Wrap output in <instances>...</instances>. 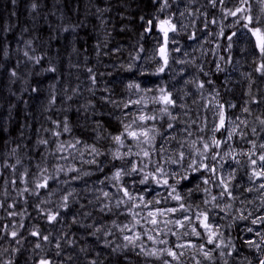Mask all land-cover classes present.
Here are the masks:
<instances>
[{"label":"trees","instance_id":"obj_1","mask_svg":"<svg viewBox=\"0 0 264 264\" xmlns=\"http://www.w3.org/2000/svg\"><path fill=\"white\" fill-rule=\"evenodd\" d=\"M33 2L34 0H15V3L13 0H0V203L4 204V207L0 208V237H3L0 240L12 239L10 233L13 230L22 234L28 228L27 222L32 220L31 217L40 221L36 226L42 235H47L44 231L47 223L53 226L51 234L54 232L58 234L62 225L61 223L58 225L59 221L64 220L68 228V237H64L62 243L66 244L68 253L72 254L75 259V262L70 261V264H88L91 259L97 258V253H100L99 259L103 261V264H161L154 258L137 256L136 252L139 248L111 253L112 247L118 245L122 247L127 243L123 240V234L119 229L112 225V221L115 220L121 226L133 223V221L126 210L117 209L112 204H110L112 212L107 210L100 212L101 207L97 205L100 201L97 194L99 189L94 188V183L95 180L100 181L104 177H108L110 181L117 168L121 166H127L126 169L130 168L128 159L133 162L138 160L137 157H131L113 161L110 155V152L116 149V145L111 141L109 134H117L121 130V120L130 122L131 115H128L129 117L125 115L131 114L136 106L130 105L125 109L123 105L139 99L142 93L129 90L127 84L130 82L138 84L143 82L140 87L145 86L151 89V94H157L162 87L171 92L172 96L178 100V106L170 110L177 111L173 115L177 117L179 115L181 118L171 122L181 127L191 125L189 128L193 133V139L203 136L207 140L213 135L211 131L214 125L211 121L213 107L211 104H206V95L210 97L211 94L214 96L219 94L217 99L222 101L225 115H234L240 111L238 101L233 98L240 90L235 82L236 78L227 79L224 72L215 71L214 63L217 59L214 53L209 56L208 62L202 59L206 50V42L212 49L215 44L220 45L222 57L220 59L222 63L224 62L223 69L228 67L227 52L231 50L232 54L247 67L245 69L248 72L257 75L258 83L253 86L251 96L253 103H251L255 104V99H259L264 106V76L255 71L259 65L258 52L254 58L248 56L253 52L254 43L243 39L246 42H243L245 53L241 55L235 48L229 47V44H236L237 41L225 39V36L237 28L236 19L225 18V13L228 9L238 6V0H225L224 4L217 3L216 8H212L208 0H205L206 5L201 9H194V5L199 0L187 1L191 9L188 14L193 20L195 31L184 35L189 36L195 33L198 42L202 45V54L198 62L203 65L197 64L198 66L196 65L193 69L196 72L195 82L203 83L204 88L200 91L194 82L189 83L187 87L180 84L183 88L181 93L171 90L177 75L167 76V71L156 74L158 62L155 53L159 44L156 40L154 41L152 35L158 33V28H154L149 36L147 32H144L147 20L153 19L155 22V18L163 19L162 16L171 17L177 13L175 0H168L169 7L163 12L159 10L163 0H35L39 5L35 11L31 8ZM254 2L255 7L260 6L259 0ZM97 7H107L111 10L104 12L101 16L96 12ZM141 16L144 17V21L140 20ZM213 18L217 23H208L205 27L206 19L210 21ZM219 23L224 29V35H220ZM73 26L75 31H63L64 28L71 29ZM25 52L28 56L24 55ZM135 57L139 58L134 59ZM37 59L40 60L39 63H36ZM179 60L182 61V58L180 57ZM130 64L134 65L132 72L126 70ZM142 64H147V69H144ZM49 68H55L56 71H46ZM88 69H92V72L90 73ZM13 70L17 73L16 77L11 75ZM92 76H95V83L92 81ZM33 88H37L38 91L33 92ZM262 97L263 101L260 100ZM232 101H236L237 107L228 111ZM179 105H184V107L180 108ZM262 112H264V107L260 114ZM257 116L259 114L253 108L249 120ZM65 118L71 128L70 133H63L56 138L51 136L50 131H44V129H49L62 132V126L56 129L52 121L60 122L62 125ZM193 121L195 123H192ZM168 122L169 118L163 116L156 125L158 127L163 125L161 128L163 131L167 128ZM97 123L102 127L97 129ZM246 125L242 132L246 130L248 134L252 128H255L256 133H250V137H256L258 141L263 126L254 120L250 125L248 122ZM200 128H204V132H200ZM97 131L102 137L99 140L96 139ZM215 135L218 139L224 138L223 132ZM41 138L48 139L49 144L47 146L38 145L37 140ZM75 138L81 139L88 145L94 144L105 153V155L96 157L103 162V172L97 170V165L82 162L79 151L84 153L83 161L93 158L83 145H78L79 151L73 153L75 158L69 156L67 161L51 155L57 141H71ZM197 146L200 147L199 144ZM13 149H16L15 154H12ZM63 155L67 156L68 153L65 152ZM17 159L21 161L20 164H16ZM152 160L160 162L156 155H153ZM37 164L42 168L46 167L47 174L58 175V179L49 181L47 189H35L33 181L39 176ZM11 165L16 166L13 168ZM58 165H63L65 169L74 166L81 172L89 171L93 174L80 180H70V177L79 175V173L56 174L55 168ZM153 166L149 164L145 171H152ZM25 169L28 170L27 175H24ZM187 174L190 177L211 178V182L205 185L202 180L186 182L181 179L179 184H176L179 176L176 179L164 178L169 179V184H176L177 192L182 197L180 201L169 197L171 189L163 185V180L161 186L151 180L147 185L151 192L155 191L157 197L164 199L165 205L176 204L179 209V204L183 203L189 210L187 212L178 210L179 216L192 218L189 226L185 224L184 228L173 229L181 237L179 240L171 233L162 238L167 240L169 238L170 244L189 240L197 245L204 243L206 234L202 228L197 226L196 216L208 209L210 223L221 226L219 232L223 234L224 242H230L236 250L224 248L225 252L232 251V255L225 258H221L220 250H217L213 253L214 261L204 260L196 249L185 250L183 258L188 259L183 261V264H196L189 259L194 256H200L199 258H202L205 264H224V259L227 260V264H244L245 261L250 260L252 263H258L259 259L253 257L255 247L250 248L244 240L247 229L252 228L250 223L239 220L229 210L221 211V208H224L223 201L211 200L209 192L217 193L220 188L211 175L206 177V172L203 170L199 173H192L190 169ZM64 181L69 182L64 183ZM198 184L199 187H197ZM233 184L235 189L237 184L235 181ZM140 186L147 187L146 185ZM25 187L29 189V192L20 195ZM205 188L209 189V192H205ZM33 190L38 191L39 195L30 194ZM68 192H73V195L69 197V208L65 210L60 205L63 203L62 197ZM206 198L209 201L207 204L205 203ZM42 201L47 202L42 203ZM228 202L234 204V201ZM8 205H14V207L9 208ZM81 205L84 207L81 208ZM57 211L60 213L58 220L49 223L46 214ZM10 212H16L17 215L10 216ZM86 212H90L91 216L85 218L84 213ZM224 212L230 214L231 218L224 217ZM74 219L76 223H73ZM21 223L24 225L23 228L20 227ZM82 224H92L93 228L81 227ZM101 226L113 234L110 236L98 234L100 236L98 242L89 233ZM193 226H197V230L201 231V237L182 235L185 231L190 233ZM57 227L60 228L57 229ZM53 239L56 241L50 236L51 243H49L30 236L20 243L23 245L28 241L33 242L32 256L28 255L25 250L24 253L21 252L20 249L15 253L7 254L13 260L12 264H19L20 261L25 260V264H38L43 251L47 257H53L54 244H56ZM144 239L150 248L158 247L157 244L154 245L152 241L147 240L146 236ZM67 241H74V244H68ZM105 241L110 242V247L103 246ZM37 242L41 244L40 249L35 248ZM211 247L213 246H207V248ZM81 248H87L88 251L81 252ZM256 254L260 258L264 256L262 251Z\"/></svg>","mask_w":264,"mask_h":264},{"label":"snow or ice","instance_id":"obj_2","mask_svg":"<svg viewBox=\"0 0 264 264\" xmlns=\"http://www.w3.org/2000/svg\"><path fill=\"white\" fill-rule=\"evenodd\" d=\"M225 0H208V3L211 5L212 8H216L217 3L224 4ZM13 3H15V0H13ZM260 4H264V0H259ZM39 5L35 2L32 3L31 8L33 11H35ZM167 7H169L168 0H163L160 11L163 12ZM110 8H96V12L99 13L101 16L104 12L110 11ZM181 15H184L181 13ZM227 17H235V23L240 24L242 28L241 36L244 34L248 35V38L250 41H254V48L258 50V57L260 58L261 62L255 69L256 72L260 73L262 76H264V8L260 9L259 14H253L251 4L249 3V0H239V5L236 6L234 9H228L225 13V18ZM141 21H144V17H140ZM103 23V21H102ZM146 27L144 28V32H152L154 28H158L159 32L162 33V42L160 44V47L158 48V54L161 60L160 66L156 70V74L164 73L169 65V50H168V44H169V34L170 33H177L178 28L177 24L173 22V19L171 17L165 18V19H159L155 18V22L153 19H149L146 22ZM208 23L215 24L217 21L213 18L210 21L206 19L205 21V27H207ZM123 30V29H122ZM64 32L68 31H75V27L73 26L71 29L64 28ZM143 35V34H142ZM220 35H224V29L221 27ZM236 32H232L231 34L225 36V39L228 41H232L233 37L236 36ZM189 39H195V34H192L189 36ZM30 43V42H29ZM172 43H176V41L173 39ZM229 47L231 45L229 44ZM143 49H141L142 51ZM118 51V49H117ZM173 51H180L179 48L173 49ZM6 55V52H5ZM25 56H28V53H24ZM99 55V53H98ZM139 57H135L134 59H138ZM31 59V57H29ZM40 60L37 59L36 63H39ZM183 63V61H181ZM134 68V65L130 64L127 67V71L132 72ZM217 70L222 71V69L219 68V65H217ZM46 71L55 72V68H49ZM88 71L91 73L92 69H88ZM11 75L13 77H16L17 73L15 70L11 72ZM207 75V74H205ZM92 81L95 83V76H92ZM188 83H191V81H188ZM200 89L204 88V84L201 83L198 85ZM127 88L129 90H135L136 92H146L151 91V89H141L140 85L138 83L130 82L127 84ZM33 92H37V88L32 89ZM159 95L153 96L150 98L152 104H159L162 105V107L158 110L161 116H167L169 118V122L167 123V128L161 131V128L163 125L158 127L156 124H149V122L157 121L158 116L156 114H145L143 111V107L147 105L148 101L145 99V96H140L139 99L129 101L128 103H125L123 107L125 109L129 108L130 105H138L141 106L139 114L133 116V118L130 120V122H124L123 120L120 121L122 128L118 131L117 134H109L111 141L116 145V149L114 151L110 152L111 158L113 161L115 160H125L126 158L131 157H137L138 160L136 162H133L131 159H128V163L130 164L129 169L119 168L117 169L111 176V180L117 182V184H120L121 179L123 176H133L134 174L141 175V178L139 180L140 185H148L149 181H154L156 184H161V177H171L176 178L179 176V179H176V184H179L180 180H187L189 182L192 181H199L202 180L203 184L207 185L211 182V178H205L203 176H192L190 177L187 173L190 169L192 173H199L202 170L207 173H212L213 175L216 174L217 169L215 167L209 166L208 164L204 163L205 160L211 159L212 161H216L217 157L220 155L219 152H216L215 149H218L221 147L222 144L227 145L229 141L233 139L234 136L240 135L241 138H245L247 136V133L240 132L237 133V128L239 125L234 126L231 130L227 129L226 127V117H225V109L224 105L221 104L218 100L216 101V105L218 106V123L213 125V128L211 129L213 135L209 137L207 140L201 136L198 137V139H193L191 141L184 140L178 142V147L175 150L174 157L169 156L165 163L168 164H176L183 166V162L185 161L186 157L192 156L193 152L196 154L197 157H199V161L197 159H191L190 163H188L187 168L184 169L183 175L178 173L177 171H172L169 173L165 170V167L160 162L156 161L153 162L152 157L153 155L159 153L161 154V158L163 159V154L167 152V149L164 147V143H167L169 141H175L176 136L171 134L172 131L175 129V125L171 121H177L178 117L177 115H173L172 111L170 109L176 108L177 101L175 98H173L171 92H168L165 88L159 89ZM219 94L217 93V96ZM71 99V97H68ZM215 99V97H214ZM54 102V98H53ZM114 103V102H113ZM230 107H235V105H229ZM179 107H184V105H179ZM244 112H249V108L245 107L243 109ZM259 120V123L261 126H264V119H261L260 117H257ZM52 123L56 126V129H60L62 126V132L59 130H49L44 129V131H50L51 136L59 138L63 133H70L71 128L69 127L67 118L64 119L62 122V125L60 122L52 121ZM192 123H195L193 121ZM241 124H246L245 121H240ZM102 125L97 123V129L101 128ZM191 127V125H189ZM224 130L227 132V138L226 139H218L216 137V133L221 132V130ZM204 128H200V132H204ZM106 131V129H105ZM187 136L191 137L193 133L189 131L188 129H185ZM252 133H256V129L252 128ZM100 133L97 131L96 139H101ZM160 139L164 143L161 144L159 148L156 147V141L157 139ZM252 144V148L249 150L248 153H242L244 155H247L250 163L252 166V175L249 177L251 180L253 177H258L264 179V143H261L257 145L254 141H249ZM38 145H44L47 146L49 144L48 139H38L37 140ZM200 145L198 147L197 145ZM78 145H83L84 149L89 151V154L93 156L92 159L83 161V151H79L77 149ZM188 148V152L186 153L184 151L185 148ZM121 149H127L126 151L121 152ZM16 149L12 150V154H15ZM79 151V155L82 159V162L97 165V170L100 172H103V162L96 159V157H99L101 155H105V153L101 152L100 149H98L94 144L88 145L84 141H82L79 138H75L71 141H57L55 150L51 153L53 156H57L58 159L61 160H68L69 156H75L73 155L74 152ZM257 151H259V155L257 156ZM67 152L68 155H63V153ZM212 153L209 157V153ZM225 156L231 157V152H225ZM256 157V158H253ZM234 158V157H233ZM223 159V157H221ZM259 161V164H258ZM21 161L17 159L16 164H20ZM236 163H239V160L236 161ZM149 164H153V170L152 171H145V169L148 168ZM16 165H11V167L15 168ZM223 165H221L222 167ZM259 168V171H257V167ZM39 176L36 177V179L33 181L35 185V189H47L49 187V181L50 180H56L58 179V175H50L48 173V169L46 167H41L39 164L36 165ZM55 173L60 174L63 173L65 175H68L69 173H79V175L70 177V180H80L85 176H91L93 173L89 171H83L81 172L80 169L70 166L67 169L63 165H58L55 168ZM28 174V170L25 169L24 175ZM34 176L36 174H33ZM23 179V177H21ZM107 179V177H106ZM229 179H234V174H229ZM69 181H64V183H68ZM100 183H104V181H100ZM176 184H169V179H163V185L167 186L171 189V192H169V197L172 200L180 201L182 197L179 195L176 189ZM218 186L222 188L220 192V197L223 198L224 196L232 197V192L229 190L228 182L225 181L223 177L219 178ZM199 187V184L197 185ZM260 189H264V183H261L259 185ZM120 192L123 193V196L116 199L115 201V208L119 209L121 205H126V212L131 215L132 221L134 223L129 226V224H123V226L118 225L115 220L112 221V225L119 229L121 233H132L131 235L125 234L123 235V240L126 241L122 247L116 246L111 248V253H118L120 251H123L124 249H131L135 250L136 248H139V251L136 252L137 256H144V257H151L156 260H159L161 264H183L182 257L185 256V250L189 249H196V252L203 257L206 261H214L213 253H215L217 250L219 251V256L221 258H225L226 256L232 255V251L225 252L223 251L224 248H231L233 251H235V246L231 245L230 242L225 243L223 240V234L219 232V229L216 228L212 223L209 222V215L207 212H200L196 216V220L198 221V227L202 228L204 230V233L206 234L205 242L197 245L196 243L192 242L191 240L183 242V243H171L167 239L159 238L161 236H166L168 233H171L173 236H177V240H179L181 237L177 235L175 231L172 230V228H169L168 225L174 224L176 226H179L180 228H184L185 224L184 221H188L191 223L192 218L189 216L183 217V219H176L175 221L172 220H162L161 218L169 215L174 214L178 210H183L187 212L189 209L185 207L183 203L179 204V209L175 207H169L165 209L161 208H155L154 210L149 208V205L153 204V201L149 200L145 202L144 196L141 195L137 197L133 193H131L127 187L120 184V187L118 189ZM145 191H149L150 189L145 188ZM252 189L249 188L248 191H251ZM205 192H209V189L205 188ZM24 192H29V189L25 187L22 192H20V195H23ZM30 194L33 195H39L38 191L33 190ZM73 195V192H68L67 195L62 197L63 203L60 205L61 208L67 210L69 208L68 200L69 197ZM103 197L108 198L110 196V193L107 191L102 192ZM126 198V199H125ZM233 199H236L235 197H232ZM139 200L140 203H136V201ZM212 201L217 200V196L213 195L211 197ZM47 201H42V203H46ZM91 203V201H89ZM156 204H159L160 201L156 200ZM205 203H209V201H205ZM141 204H143V207L145 209H148L146 216L140 217V219H137V217L140 215L139 212L134 211L136 208H140ZM216 207H219V205H215ZM4 207L3 203H0V208ZM9 208L14 207V205H8ZM39 208V205H37ZM84 205H81V208H83ZM231 204L225 205V208H221V211H225L226 209H230ZM100 212H105L107 210L108 212H112V206L109 204H104L100 209ZM43 211V209H41ZM10 216L17 215L16 212H10ZM251 213H249V216ZM60 216L59 211L52 213L49 212L46 214V219L49 223L56 222L58 220V217ZM85 218L88 216H91L90 212L84 213ZM249 216L241 215L239 219L247 220ZM141 220L144 221L145 224L150 225L151 228H144L143 225H141ZM73 223H76V220H73ZM252 224H264V216H259L257 218H254L251 220ZM163 224L164 228H167V232H164L161 229V225ZM141 227V232H134V229L137 226ZM197 226H193L191 228V232L188 231L183 232V236H195V237H201L202 233L201 231L197 230ZM20 227L23 228L24 225L21 223ZM81 227H86L88 229H92V224L87 225H81ZM248 232H253L252 228L247 229ZM155 232L156 235H152L151 233ZM90 235L94 236L96 240L99 242L100 236L98 234H103L105 236H110L113 233L111 231L105 230L103 226L96 227L94 231L89 233ZM11 238L13 241H15L16 244H20L21 240L18 238L20 234L13 230L10 233ZM32 237H37L39 240L47 241L51 243L50 235H42L40 231L33 230L29 233ZM257 236H260V232H256ZM142 236H146L147 240L152 241L153 244H159L164 245L165 247H153V248H147L142 240ZM3 237H0L2 239ZM62 238V237H61ZM220 241L219 243L217 241ZM261 241L264 242V237H261ZM68 244H74V241H67ZM248 246L255 247L258 251L261 250L262 244L256 243L253 240H248L246 242ZM206 245H212L213 247L207 248ZM105 248L110 247V242L105 241L104 245ZM57 252L56 255L60 256V249L61 244L59 242L55 245ZM35 248L40 249L41 244L39 242L35 243ZM7 251V249H5ZM14 251H19V249H14ZM81 252H87V248H81ZM100 253H97V258L91 259L88 264H103V261L99 259ZM195 259V257H193ZM247 259V258H245ZM65 260L71 261L73 260V257L71 255H68L65 257ZM7 264H12V261H8ZM38 264H55V262L47 257V256H41L38 260ZM60 264H64V261H61ZM196 264H201L200 260H196ZM224 264H227V260L224 259ZM247 264H251V261H248ZM258 264H264V258H260L258 260Z\"/></svg>","mask_w":264,"mask_h":264},{"label":"rangeland","instance_id":"obj_3","mask_svg":"<svg viewBox=\"0 0 264 264\" xmlns=\"http://www.w3.org/2000/svg\"><path fill=\"white\" fill-rule=\"evenodd\" d=\"M187 1L188 0H175V6H176V12L177 13H175L173 16H171V18L173 19V22L177 24L178 32L169 34L170 35L169 44H168L169 65H168V68L166 69V71H167L166 75L167 76H172L173 74L177 75L176 81L173 84V89H171V90L173 92L177 91L180 93H181V91H183V88L180 86V84H182L184 87L188 86V84H189L188 81L194 82L197 85L199 84V81L195 82L196 81V72L193 68L197 64L203 65L201 62H198V58L202 54V45L198 42L197 35L194 33L195 39H189L190 35L189 36L184 35V34H188V33H193L195 31L194 26L192 24L193 20L189 17V14H188V12L191 11V9H190V6L188 5ZM204 1L205 0H199V2H197L194 5V9L203 8L206 5ZM254 1L255 0H249V3L251 4V7H252L253 14H259L260 9L264 8V4H260L259 7H255ZM237 5H239V0H238ZM181 13H183L184 15H181ZM162 17H163V19H165V18H168L169 16H166V17L162 16ZM232 18L236 19L235 17H232ZM218 27L221 28L222 25L219 23ZM157 31H158V33L153 34L152 38L154 39V41L156 40L158 42V44H159L158 48H159L160 44L162 42V33H160L158 29H157ZM232 32L237 33V35L233 37V39H235L237 42H236V44H231V47L235 48L236 51L240 52L241 55H243L245 53L243 42L249 40L248 35L244 34L243 36H241L242 28H241V26H239V24H237V28H235ZM152 33H153V31L151 32V34ZM173 39L176 41V43H172ZM252 43H254V41H252ZM175 48H179L180 51H178V52L173 51V49H175ZM252 51L253 52L248 54V56L251 58H254V56H256V52H258V50L253 48ZM212 53H214L215 59H217V61L214 63V66L216 69L215 71L216 72H224L226 74L227 79H231L232 77H235L236 78L235 82H237V86L240 88L238 93L235 94L233 97L234 99H236L238 101L240 111H238L234 115H225L227 129L231 130L234 126L239 125V127L237 128V133H240L243 131L244 127L247 126L246 125L247 122L250 125L253 122V120L256 122H259L257 117L264 119V112H262L260 114L262 107H264L263 104H261V101H259V99H255L256 103L252 104L253 100H251V96L253 95V86L256 83H258L257 75L253 72H248L245 69L247 67L245 65H243V62H241L239 59H237L232 54L231 50L227 52V54H228L227 55L228 67L226 69H223L224 62L222 63V60H221L222 57L220 54V45L215 44L214 49H212L209 46L208 42H206V50L202 55V59L204 60V62H208V60L210 58L209 56H211ZM180 57L182 58L183 63L179 60ZM155 58H157L158 67H159L161 60H160V57L158 54V49L155 53ZM186 61H187V63H186ZM257 62L258 63L261 62L258 55H257ZM251 64H254V62H251ZM143 65H144V69H147L148 65L142 64L141 66H143ZM217 65H219V68L222 69V71L217 70ZM142 83H139V85H142ZM197 85H196V87L201 91V89ZM141 89H147V88H145V86H141ZM211 93H213V92H211ZM159 94H160L159 91L157 94H151V91H146V92L141 93V96H145V99L148 101L147 105L143 107L144 113L149 114V115L156 114L158 116L157 121L149 122L150 125L156 124L159 120H161L163 118V116H161V114L158 112V110L160 109V107H162V105L159 106L158 104H152L151 100H150L151 97L158 96ZM214 97H215V99H214ZM217 100H218L217 96H214L213 94H211L210 97L208 95H206V104H211V106L213 107L212 108L213 115H212L211 121L214 124L218 123L217 113H218L219 109H218V106L216 105ZM260 100L263 101V97ZM176 101H178V100H176ZM218 101L220 103L222 102L221 100H218ZM152 105H155V106H152ZM230 105H235V107L229 106L228 111H230L231 109H235L237 107L236 101H232ZM245 107L249 108L250 111L244 112L243 109ZM253 108H254L255 112L257 114H259V116L254 117V118H250V120H249L250 112ZM140 109H141V106L136 105L134 107V109L132 110L133 112L131 114L125 115V117H129L128 115H131L130 116V120H131L133 118V116L139 114ZM175 112H177V111L172 110V113H175ZM178 118H180L179 115H178ZM182 118H184V117H182ZM240 121H245L246 124H241ZM185 129H188L190 131L188 124L185 125L184 127H181L178 124H175V129L171 133V134L176 136L175 141H169L167 143H164L161 140L156 141V147L157 148L160 147L162 143H164V147L167 149V152H165L163 154V157H164L163 159L161 158V154L157 153L155 155L158 158V160L160 161V163L163 164V166L165 167V170L168 171L169 173H171L172 171H177L178 173H180L182 175L184 173V169L187 168V165L191 161V159H197L198 161L200 159L193 152L192 156L186 157L185 161L183 162V166L165 163V160L169 156L174 157L175 150L178 147V142L184 141V140H188V141L193 140V136H191V137L187 136ZM221 132L224 133L223 139H226L227 138V132L224 131L223 129L221 130ZM244 132L246 133V130ZM250 133H252L251 130L249 131V133L247 134V136L245 138H241V136L238 134V135L234 136L233 139L231 141H229V143L227 145L222 144L220 148L216 149L215 151L220 153V155L217 157V160L212 161L211 159H208V160H206V164H208L209 166L215 167L217 169V172L215 175H213L212 173L206 172V177L211 175L217 184L219 183L220 177H223L225 179V181L228 182L229 190L232 192V197H235L236 199H233L232 197H228L227 195L224 196L223 198H221L219 195L221 190H222L221 187L219 188L217 193H212L214 191L209 192L210 197H212L213 195L217 196V200H216L217 202L223 201V207L224 208H225V205L231 204V208L226 209L225 211H228V210L231 211L238 218L241 215L249 216V213H251V215L249 216V218L247 220H243V219H239V220H243L244 222H249L250 225L252 226V229H253V232L247 231V235L244 237L245 242H247L248 240H253L256 243L262 244L261 250L258 251L256 248L254 249V256H253L255 259H260L259 255H257L256 252L259 253L262 251L264 253V246H263V242L261 241V237H264V224H260V223L252 224L251 220L254 218H257L259 216H264V189L259 188V185L261 183H264V179L258 178V177H253L251 180L249 179V177L252 175V168L254 166L251 165L248 156L244 155L242 153H248L249 150L252 148V144L249 141H254L257 145H258L260 140L261 141L259 144L264 143V126L262 128V134L260 135L258 141H256V137L255 138L253 136L250 137ZM171 142H173V143L171 144ZM126 150L127 149H121V152L126 151ZM184 151L187 153L188 148L186 147L184 149ZM225 152H231V157L225 156L224 155ZM259 154H260L259 151H257V156ZM210 156H211V152L209 153V157ZM221 157H223V159H221ZM133 158H135V157H133ZM253 158H256V157H253ZM237 160H239V163H236ZM258 164H259V161H258ZM221 165H223V166L221 167ZM256 167H257V171H259L258 166H256ZM119 168L126 169L127 166H121ZM119 168H117V169H119ZM230 173L234 174V179H229ZM141 175L134 174L131 177L123 176L120 184L127 187L128 190L131 193H133L134 195H136L137 197L143 195L145 202H147L149 200L153 201V204H151V207H149L153 210L155 208H161V209H165V208H169V207L177 208L176 204L168 205V206L165 205L164 199H161V197H157L155 195L156 193H154L155 191H153V192H151L150 190L145 191L144 189L145 188L149 189V187L148 186L147 187L140 186L139 180L141 178ZM164 178H166V177H161V181ZM176 178H173V179H176ZM102 180L104 181V183H100V181H102ZM100 181L95 180V183H94V188L99 189L97 194H98L100 201L98 200L99 202L97 203V205L102 207L104 204H109V205L112 204L114 206L116 199L123 196V193L118 190L120 187V184H117V182H115L113 180L108 181V177H107V179H106V177H104ZM233 181H235V183L237 184L235 189H234ZM186 182H187V180H186ZM157 185L161 186V184H157ZM92 188H93V186H92ZM249 188H251L252 190L248 191ZM95 189H93V190H95ZM103 191L109 192L110 196L108 198L103 197V195H102ZM83 197L85 198V195ZM156 200H159L160 203L156 204L155 203ZM206 200H207V198H206ZM228 201H234V204L229 203ZM136 203H140L139 200H137ZM235 205H236L237 209H236ZM126 207H127L126 205H121L120 209L126 210ZM134 211L139 212L140 215L137 217V219H140V217L146 216L148 209H145L143 207V204H141L140 208H136V209H134ZM210 211H211V209H210ZM206 212L208 213L209 218H210V214L208 212V209H206ZM223 215H224V217H226L228 219L231 218L230 214H228L227 212H224ZM31 218H32V220H29L27 222L28 228H26L23 231V233L20 234L19 239L21 241L25 240L26 238H30L29 233L33 230H37L36 225L39 224L40 221L35 220L33 217H31ZM161 219L162 220L175 221L176 219H183V216H179L178 211H177L176 213L166 215V216L162 217ZM210 219H209V222L211 221ZM60 223L62 225H61V228L57 227V229L60 228L58 231V234H55L57 232H54L51 234L53 226H50L48 223H47V226L45 227L44 231L47 235L51 234L50 236H52L56 239V241L53 239L54 243L59 242L61 244L60 256L56 255L57 249L54 246L55 250L53 252V257L51 259L55 262V264H60L61 261H64V264H70L69 263L70 261L65 260V257L68 255L72 256V254L68 253V248L66 247V244L62 243L64 241V237H66V238L68 237V235H67L68 228H67L64 220L59 221L58 225H60ZM133 223H134V221H133ZM133 223H129V226L131 227V225ZM191 223H192V220H191ZM184 224H187L189 226L190 223L188 221H184ZM212 224L216 228H218L220 231V228H221L220 225L215 224V223H212ZM141 225H143V227L146 229L151 228V226L145 224L143 220H141ZM168 227L172 228V230L175 228L176 229L179 228V226H176L174 224H170V225H168ZM161 229L164 232H167V228H164L163 224L161 225ZM257 231L260 232V236L256 235ZM134 232H141V227L138 225L134 229ZM122 234L123 235H125V234L131 235L132 233L125 232ZM151 234L154 236L156 235L155 232H153ZM159 238H162V236ZM142 240H143L144 245L147 248H150V246H148L147 242L145 241L144 236H142ZM168 240H169V238H168ZM32 244H33V242H31V241H28L27 243H24L22 245L21 243L16 244L15 241H13L12 239L0 240V264H7L8 261H13V260H11V258L8 256L7 253H9V252L15 253L14 249H20L21 252H23V253L25 250V252L28 253V255L32 256L33 255L32 249H31ZM54 245H56V244H54ZM246 245H248V244L246 243ZM157 246L158 247H165L164 245H159V244H157ZM207 246L208 245H206V247ZM5 249H7V251H5ZM41 256H47L45 251H43V254ZM54 257H56L57 259H55ZM194 257H195V259H193V257H190L189 259L192 262H196V260L198 259L201 261V264H205V261L202 262V258H199L200 256L199 257L194 256ZM187 259L188 258L182 257L183 261H186ZM71 261L75 262L74 257H73V260H71ZM25 262H26V260L20 261L19 264H25ZM246 263H247V261H245L244 264H246ZM251 264H258V263H256V262L252 263V261H251Z\"/></svg>","mask_w":264,"mask_h":264},{"label":"water","instance_id":"obj_4","mask_svg":"<svg viewBox=\"0 0 264 264\" xmlns=\"http://www.w3.org/2000/svg\"><path fill=\"white\" fill-rule=\"evenodd\" d=\"M148 34H150L151 32H147Z\"/></svg>","mask_w":264,"mask_h":264}]
</instances>
